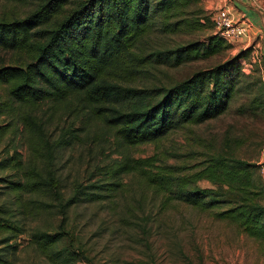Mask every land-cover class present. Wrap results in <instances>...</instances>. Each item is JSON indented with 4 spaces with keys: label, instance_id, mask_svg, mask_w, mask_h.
Listing matches in <instances>:
<instances>
[{
    "label": "trees",
    "instance_id": "1",
    "mask_svg": "<svg viewBox=\"0 0 264 264\" xmlns=\"http://www.w3.org/2000/svg\"><path fill=\"white\" fill-rule=\"evenodd\" d=\"M0 1L11 4L9 12L0 14V53L13 54L8 65H0V85L6 91L0 98V141L24 133L29 151L26 159L16 148L0 155V264L15 263L22 236L51 264H77L86 242L65 225L52 230V212L65 218L72 206L101 201V192L113 190L130 172L141 173L169 200L200 210L224 206L216 212L218 218L264 240V180L256 165L227 151L230 146L208 151L191 173L170 166L153 171L150 159L125 158L109 165L103 182L77 184L68 196L59 186L56 154L79 135L72 125L61 126L57 134L48 125L52 108L70 97L83 100L81 107L108 125L123 146L215 119L237 97L243 98L242 113L264 115V83L249 80L237 61L246 53L167 85L129 84L158 63L178 66L228 47L217 33L175 47H153L154 36L211 29L202 0ZM20 4L30 6L21 15L14 10ZM43 102L50 103L46 119L33 111ZM201 179L212 187L197 186ZM41 214L48 217L39 219Z\"/></svg>",
    "mask_w": 264,
    "mask_h": 264
},
{
    "label": "rangeland",
    "instance_id": "2",
    "mask_svg": "<svg viewBox=\"0 0 264 264\" xmlns=\"http://www.w3.org/2000/svg\"><path fill=\"white\" fill-rule=\"evenodd\" d=\"M226 1L234 12H239L236 2L252 16L255 32L250 25L245 38L226 42L228 47L219 55L178 66L158 63L129 84L167 85L241 53L246 56L237 61L249 80L260 79L264 83V0ZM202 5L207 15L219 7H208V0H202ZM29 8L28 4H20L14 10L21 15ZM10 9V3L0 1V14ZM240 16L241 13L235 15L237 19ZM214 33L213 27L204 28L192 33L154 36L152 42L153 47H175L204 40ZM12 55V52L2 51L0 65H8ZM5 95V87L0 85V98ZM82 101L70 97L64 104L53 107L52 123L48 125L55 134L61 126L72 125L79 135L74 144L58 151L55 158L59 186L65 196L70 195L77 184L103 182L109 165L125 158L150 159L153 171L157 166H170L183 167V173H191L201 167L208 151H220L228 146L227 151L256 165L264 180V115L242 113L243 98L237 97L232 107L215 119L185 124L155 141L129 146L119 144L108 125L88 108L81 107ZM49 105L43 102L33 111L46 119ZM23 135L18 139L15 135H5L0 141V155H5L4 149L16 148L26 159L29 151ZM119 183L111 187L113 190L101 192L104 195L101 201L70 207L65 218L52 212V219L49 218L52 230L65 225L86 242L85 254L77 264H264V240L245 234L227 218H218L216 212L224 206L200 210L176 199L169 200L166 193L152 186L138 172L124 174ZM196 184L201 188L212 187L205 179ZM41 217L48 215L41 214L39 219ZM23 239V236L17 238L22 244L14 264H51Z\"/></svg>",
    "mask_w": 264,
    "mask_h": 264
},
{
    "label": "built area",
    "instance_id": "3",
    "mask_svg": "<svg viewBox=\"0 0 264 264\" xmlns=\"http://www.w3.org/2000/svg\"><path fill=\"white\" fill-rule=\"evenodd\" d=\"M210 19L214 32L228 43L240 41L248 35L250 23L237 19L225 5L216 8L210 14Z\"/></svg>",
    "mask_w": 264,
    "mask_h": 264
},
{
    "label": "crops",
    "instance_id": "4",
    "mask_svg": "<svg viewBox=\"0 0 264 264\" xmlns=\"http://www.w3.org/2000/svg\"><path fill=\"white\" fill-rule=\"evenodd\" d=\"M208 3H209L208 7L213 6V5H215V6L225 5L233 13L234 16L235 15L238 16L241 13L242 16H240L241 18H239V19H242V20H245V21L249 22L250 25L252 26L251 27L252 32L256 31V26H255L254 22H252V20H253L252 16L248 15V12H246L243 8H241L236 2H234V3H235V5H237V8L239 9V12L238 11L234 12L233 7L229 3H227L226 0H208Z\"/></svg>",
    "mask_w": 264,
    "mask_h": 264
}]
</instances>
